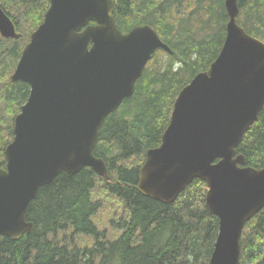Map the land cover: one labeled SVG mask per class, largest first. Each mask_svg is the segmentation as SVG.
Listing matches in <instances>:
<instances>
[{"label":"water","instance_id":"1","mask_svg":"<svg viewBox=\"0 0 264 264\" xmlns=\"http://www.w3.org/2000/svg\"><path fill=\"white\" fill-rule=\"evenodd\" d=\"M225 36L209 67L180 89L158 146L145 152L136 189L173 202L195 179L218 218L208 264H238L245 224L264 207V166L236 154L264 106V41L237 22L238 0H223ZM113 0H49L42 22L23 46L11 81L29 85L15 115L0 166V236L33 230L26 209L59 172L83 167L109 180L93 150L104 118L133 94L157 49L171 52L149 24L122 33ZM0 8V36L17 39Z\"/></svg>","mask_w":264,"mask_h":264},{"label":"trees","instance_id":"2","mask_svg":"<svg viewBox=\"0 0 264 264\" xmlns=\"http://www.w3.org/2000/svg\"><path fill=\"white\" fill-rule=\"evenodd\" d=\"M122 33L149 24L171 52L157 49L135 82L132 95L103 120L93 153L102 158L109 180L89 167L68 177L59 172L39 188L26 209L33 224L19 239L0 236V264H208L218 218L205 205L207 186L195 178L171 203L136 189L145 152L159 145L182 87L218 55L228 20L223 0H113ZM49 0H0L17 39L0 36V166L12 139L15 115L29 85L11 81L23 46L43 20ZM237 22L264 41V0H238ZM236 154L245 165L264 166V106L243 135ZM116 210L119 232L106 239L97 213ZM112 217V216H111ZM112 217L110 221H114ZM78 234L79 246L57 234ZM238 264H264V207L244 226Z\"/></svg>","mask_w":264,"mask_h":264},{"label":"rangeland","instance_id":"3","mask_svg":"<svg viewBox=\"0 0 264 264\" xmlns=\"http://www.w3.org/2000/svg\"><path fill=\"white\" fill-rule=\"evenodd\" d=\"M16 66V65H15ZM120 213L117 212L116 210H114L113 212H111V214L108 213V211H105L103 213H97L96 215V220H97V224H98V229L100 231H104L105 232V238L106 239H110L113 238L115 236V233L117 234L119 232L116 223H118V215ZM115 217L114 221H110V219H112V217ZM79 235L76 234L73 237H70L67 234H62V233H58L57 234V239L59 242H64L65 244H73L74 246H79L82 241L81 239H78Z\"/></svg>","mask_w":264,"mask_h":264},{"label":"bare ground","instance_id":"4","mask_svg":"<svg viewBox=\"0 0 264 264\" xmlns=\"http://www.w3.org/2000/svg\"><path fill=\"white\" fill-rule=\"evenodd\" d=\"M141 25V24H140Z\"/></svg>","mask_w":264,"mask_h":264}]
</instances>
